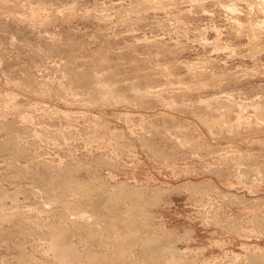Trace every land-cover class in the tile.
<instances>
[{"label": "rangeland", "instance_id": "obj_1", "mask_svg": "<svg viewBox=\"0 0 264 264\" xmlns=\"http://www.w3.org/2000/svg\"><path fill=\"white\" fill-rule=\"evenodd\" d=\"M263 215L264 0H0V264H59L53 229L264 264Z\"/></svg>", "mask_w": 264, "mask_h": 264}, {"label": "bare ground", "instance_id": "obj_2", "mask_svg": "<svg viewBox=\"0 0 264 264\" xmlns=\"http://www.w3.org/2000/svg\"><path fill=\"white\" fill-rule=\"evenodd\" d=\"M96 88L98 89V91H100L104 95H106V94L108 95V93H110L112 91L110 86H108L106 83H103L102 81L96 82ZM258 113L261 114V113H263V111L258 109ZM242 118H243V115H242V113H240L238 115V120L240 121V120H242ZM251 118L252 117H250L248 119L251 120ZM244 121H245V119H244ZM97 207H99V206H97ZM84 221H85V223L89 222L85 218H84ZM51 240H52L53 249L61 254V259L59 261V264H65L68 261L75 262V264H80L79 263L80 256L78 255V253L73 248L69 247L68 242H67V234L64 231L53 229L51 231ZM143 249H144V247H143ZM167 250H168V245H166V244L164 245V247L160 248V247L156 246L155 244L149 243L148 246L145 248V254H146L148 260L142 261L140 264H161L160 261L162 260V258L166 254ZM131 257H132V254H131ZM136 259L138 260V258H136ZM131 260H132V258L131 259L126 258V255H125V257L120 258V261L123 262L124 264H132ZM88 261L91 264H112L109 259L102 257V256H97V255L90 256L88 258Z\"/></svg>", "mask_w": 264, "mask_h": 264}]
</instances>
